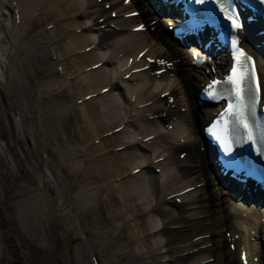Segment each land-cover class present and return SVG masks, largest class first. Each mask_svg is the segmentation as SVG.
<instances>
[{
  "label": "bare ground",
  "instance_id": "bare-ground-1",
  "mask_svg": "<svg viewBox=\"0 0 264 264\" xmlns=\"http://www.w3.org/2000/svg\"><path fill=\"white\" fill-rule=\"evenodd\" d=\"M110 1L111 6L107 10H100L97 6L99 5L98 3L92 2L91 6H85V3L91 2V0H48L47 3L43 4H41V0H14L13 4L11 3V0H0V96L7 109L14 111L18 107L24 110L25 113L28 112L29 106L27 105V102L30 101L31 97L29 85L33 82L31 75L44 72L47 70L46 68H48L36 62L38 56L40 57L41 53L44 52L43 49L45 42L43 40L48 39V36L51 39L50 41L55 40V44H49L48 51L50 47H56L55 54L57 57V59H54L49 55L50 59L46 60L48 61V66L54 64L56 69V64L61 62L62 58L66 64L64 66L61 62L63 67L62 71L64 70L65 72L61 71V73H59L57 71V74L62 76H57L56 80L58 81H56V83L62 78L66 80L68 76H71L70 71L77 73L75 80H73V77H69L71 84L70 88L75 91L83 92V94L95 91L101 86L108 84L111 80V71L112 66L114 65V62L111 61V57L120 51H124L125 54L135 53L136 50L144 44L148 36L158 34L153 42L154 44L149 48L151 54L167 53L169 55L175 54L177 56L180 53L181 57V48L177 43L167 38L159 21L155 22L154 30L145 32L121 31L122 27L124 29L126 26L134 24L135 19L121 18L119 17L120 14L115 17L117 23L121 26L120 29L116 31L113 27L102 33L101 40H105L108 35L109 38H111L109 45H95L86 51L77 52L82 46L91 43L95 37L97 39L99 33L90 34L94 29L93 15L96 13L97 17L98 15L105 13V11L109 12V9L112 7L117 8V0ZM38 5L39 8H36ZM124 8L127 9L129 6H124L121 9ZM37 9H40L43 11L41 13H44L43 17L40 15L41 19L48 17L45 16V13L46 15H53L55 17L62 15H65L66 17L62 20L60 19V21L57 19L50 28H41L42 36H46L47 38L43 39L37 37L38 39L36 40L35 45L31 47V53L35 54L32 58L33 65L28 69L25 60L21 59L16 51L17 47L15 46V43L20 40V37H16V35L19 33L18 31L21 26L26 27V21L30 22L29 25L31 26L33 23L38 22L36 16ZM80 10L81 12H79ZM16 11H18V24L14 22ZM71 13H75L76 16L69 18ZM82 18H84L83 21H80ZM76 26H82L80 31H74ZM25 31L27 33V29ZM35 36H37V33L32 35L34 38ZM245 41L246 40L243 39V42ZM97 60H102V62L94 68L87 70L83 69L84 66ZM179 68L183 71H178L176 75L171 77L158 79H150L147 73L140 72V80L132 84L129 88L119 89L116 92L113 91V88H110L101 94L83 99L81 105L76 106V109L81 110L83 112L82 115H84L83 119L80 120L82 125L78 127L76 132V136L81 138L83 133L89 134L91 131L95 132L98 126H103L108 130L128 117L130 110L132 109V107H130V102L128 101L130 91H134L136 97H141L139 101H143L153 97L155 93L162 89L168 87L173 90L176 89L179 86L174 82L176 79H178L179 84L183 83L185 88V96L182 103L187 106L188 113L181 115L179 119H174L173 125L165 130L164 133L160 132L162 126L158 118L146 119L144 116V111L154 109L156 106L161 107L162 104L160 103L159 98H157L152 103H149L144 107L139 106L135 109L136 122L134 125H128L120 130L106 134L107 138L101 139L103 148L106 149L108 146L110 148V150L105 152L108 153L103 159L92 164V158L88 159L83 158L82 156L84 147L78 149L71 143L68 144V154L72 156L70 157V160L73 158L71 161L73 168L70 169L72 171L74 170L75 173L77 172L76 175H79L84 171L82 167L84 162H91L93 166L98 167H100L103 162H106L112 166L116 173H118L115 176H119L136 165H142V168L138 172L122 177L120 183L111 184L94 181L91 187H86L84 190L78 189L77 187V194H75L78 196L80 195L79 193H82L83 195V197L81 195L82 199L80 196V198L78 197L80 202L82 200L78 206L80 215L86 214L85 212L91 209L94 210V207L100 205L107 218L106 221L108 224H111V227L103 230L91 229L97 237H95V239H97L99 243L101 242L100 244L104 243L106 245V243H108L106 240L113 237L114 234L117 235L114 236L116 239L117 237L120 238L119 242L115 240L114 237L113 239L110 238L112 241H117L118 244L114 245L113 242V249L110 247L112 251H110V255L108 254L109 256L107 255V258H109L106 259V263L108 264H113L115 261L114 258L117 256L118 259H121L119 264H220L223 262H226V264H236L237 262L235 260L236 255L228 250L226 244L221 240V235L223 234V229L227 227L234 228V225L237 222L235 220L234 209L239 208V202L233 203V197H231L229 191L212 176L211 164L207 155L188 153L180 159L177 155L173 154L174 150L177 148L175 136L178 133H183L187 140L192 139L193 141L198 134L196 124L198 120H203L204 118L202 111L197 109L196 106H190L194 103L189 91L193 77L190 74H185V71L187 72L189 68L185 65L183 58L179 62ZM6 72L8 73V76L4 77ZM15 73H18L19 75L17 76ZM63 75H65V77ZM43 92L46 93L47 90ZM43 92L41 93L42 95H44ZM16 94L21 101V104H18L17 107L15 106L16 102L13 98V96L16 98ZM25 100L27 102H25ZM69 106L72 107V104L70 103L67 105V103H65L63 108H59L60 112H63V110L65 111ZM206 109V107L202 108L204 114L207 111ZM56 117L57 116H55V119H57ZM11 118L16 126L15 116H11ZM76 118L77 116L75 119ZM35 119H39L36 113L35 115L32 114L30 120L31 122H34ZM151 122L156 124L154 130L150 128ZM39 124L40 123L37 124V128L32 135V141L34 142L33 148L35 150L38 149L37 154L40 159V147L46 146L47 142H45V140L47 139H44L45 136H42L43 132L40 131ZM131 127L134 130L136 129L134 131V136L135 133L140 132V130H151L149 132L145 131L142 135L155 132L156 134L152 138L153 141L145 143L143 147L136 144L130 145L129 142L135 140V138L132 140L130 138L128 139L129 134L133 132ZM65 137L67 139L66 135ZM77 139L78 138H75L76 141H79ZM119 144H123V146L116 150L112 149L113 146ZM96 148L97 147L95 146L92 150H96ZM141 149H145L149 153H142L145 151H141ZM150 154L152 155L150 156ZM160 154L167 155L164 159L159 160L156 163L162 165L160 172H155L150 169V167L145 166L150 157H155ZM194 156H200V161L193 160ZM170 164H173L174 166H171ZM64 165L66 168L67 165ZM97 170L98 169L93 167L91 172ZM159 175H164L163 182L158 181L157 178ZM72 176L76 178V176ZM96 176L98 177V175ZM198 176L206 177L207 184L203 188H196L183 193V202L179 206H175L172 201L162 203L163 200H161V196L158 198L162 185H166L168 188V190L163 193L164 195L181 188ZM50 177H52L51 171ZM97 177L94 178L97 179ZM45 179L48 181L47 177L42 174V180L44 181ZM19 180L17 170L9 162L6 151L0 143V202L4 212H6L10 230L15 235L18 245L24 254L25 260L32 257L36 260L39 259L43 264H46V260L52 256L49 252L51 251V246L46 243L45 245L42 243V245L41 242L35 240V231L32 228L33 222L30 221L31 215L29 213L34 210L39 211V207L43 210V208L49 206L46 198L47 191L45 189V191L43 190L44 186H34L26 181ZM82 180H84V178ZM102 191L105 192L103 193L105 195L113 194L114 199H112V196V198H110V196L104 198L103 195L100 194ZM155 196L156 199L154 198ZM113 201H116L120 205L117 210H114L112 207ZM185 204H188V207L185 208ZM180 211H182L181 214L187 212L186 219L179 214ZM51 212H53V207ZM45 214V216L48 215V213ZM155 214L162 216L161 225L156 224L155 222L151 223V218L156 216ZM255 214L259 217L264 213L256 209ZM119 215H122L125 220L128 216L134 215L132 218V220H134L132 223L127 224L124 221L117 223L115 222V219ZM74 219L75 218H73V221L71 222L73 229L76 228L75 231L78 232L82 230L84 231V229L79 226L81 218L77 216V219ZM147 223L153 224L154 226L152 225V227L149 228V224ZM176 224H181L182 227L176 228ZM122 229H125V231ZM151 229H153V232L150 234L149 230ZM67 232L68 231L64 229V233L62 234V238H64L63 240L66 242L70 238ZM205 232H208V235L192 240V236ZM171 233H174V237L171 236ZM160 234H162V236H160ZM172 243H177L178 246L176 248H171L170 244ZM200 243L206 244L197 250L176 257L173 261L160 262L159 260L162 256L168 257L178 251L191 248ZM262 243L263 241H260V244ZM93 245L90 243L89 246ZM106 247H109V245ZM106 247L104 250H107ZM156 248L166 249L165 253L167 254L164 253L160 255L158 253L160 249ZM128 255L130 257H128ZM124 256H127L129 261H125V259L123 260ZM209 256H211V260L200 261V259L203 260ZM132 258L135 263H131ZM186 261L189 262L187 263ZM117 262L118 260H116V263Z\"/></svg>",
  "mask_w": 264,
  "mask_h": 264
},
{
  "label": "rangeland",
  "instance_id": "rangeland-1",
  "mask_svg": "<svg viewBox=\"0 0 264 264\" xmlns=\"http://www.w3.org/2000/svg\"><path fill=\"white\" fill-rule=\"evenodd\" d=\"M47 1L48 0H41V4L47 3ZM36 8H39V5L36 6ZM41 12L43 11L37 9L36 12V16L38 19L37 23L35 22L31 26L29 25L30 22L26 21L25 22L26 27L21 26L18 31L19 33L16 35V37H20L19 38L20 40H18L15 43V46L17 47L16 51L18 53V56L21 59L25 60L26 62L25 64L26 66H28L27 67L28 69H30L31 66L33 65L32 58L33 56H35V54L31 53L32 52L31 47L35 45V42L38 38H43V39L47 38L46 36H42L41 28H43V25L47 23L49 20H53L54 23L57 20L55 19L57 17L53 15H46L45 13V16L48 17L44 18L46 19V21L45 22L43 21L44 22L43 24L42 20L44 19H41L40 15L43 17L44 13ZM83 19L84 18H82L80 21H83ZM26 29H27V33L25 31ZM36 33L37 36H35V38L32 37V35ZM50 40L51 39L49 36L48 39L43 40L45 42L43 49L44 52H42L41 56L40 57L38 56L36 60L38 64L48 67L46 68L47 70L41 73L40 72L37 74L35 73V75H31V79L33 81L29 85V90L31 91V97H30V101L28 100L29 102L25 100V102H27V105L29 106L28 112L25 113L24 110L17 107L18 104H21L20 98H18L17 94H16V98L15 96H13L16 102L15 106L17 107L14 111L7 109V107L4 106L0 96V143L2 144V146L6 151L7 157L9 158V162L17 170L20 179L19 181H26L30 185H34V186L37 185L44 186L43 190L45 189L47 191L46 198L49 206L43 208V210L42 208L39 207V211L34 210L29 213L31 215L30 221L33 222L32 228L35 231V240L41 242V244L43 243L45 245L46 243L47 245L51 246V251L49 252L51 253L52 256L48 260H46L45 263L46 264H91L89 261V252H95L100 264H108L106 263L107 261L106 259L109 258V257L107 258V255L108 254L110 255V251H112L114 245L118 244L120 238L117 237L116 239V237L114 236L117 235L114 234L113 237L118 242L110 240V238L113 239V237H110L107 240L111 242L106 240V242H108L106 243V245L104 243L100 244L101 242L99 243L98 240L95 239L96 236L91 229L103 230L105 228L111 227V224L110 223L108 224L106 218H104L105 216L101 212L100 205H99L100 206L99 209H98L99 206H97L94 207L95 208L94 210L91 209L87 211L88 213L85 212L86 214L80 215V212L78 211V206L82 202V200L81 202L79 200L82 193H79L80 195L77 196L76 190L77 187L78 189H83V190L86 187H91L94 181L98 183H111V184L120 183V181H122L121 179L122 177H119V179L115 181L114 180V178L116 177L115 175H117L118 173H116L115 170L112 168V166L106 162H103L100 167L92 165L94 162L103 159V157H105L108 153L105 152L110 150L109 146L105 149L101 144V139L107 138L106 135L102 134L107 128H104L103 126H98L95 132L91 131L89 132V134H85L82 131H80L81 133H83V136H81V138L76 136L78 127L82 125L80 120L83 119L84 115H82L83 112L81 110L76 109V106L81 105V102L75 104L73 101H75L77 97L82 96L83 92L75 91L70 88L71 84L69 77H67L66 80L62 78L60 79L61 82L59 81L56 83V81H58L56 80L57 76H62V75L57 74V71H55L54 64H50L48 66V61H46L50 59L49 54L47 53V47L49 46L50 43L55 44V40L54 41H50ZM56 45L58 48L57 42ZM62 64L64 66L66 65L64 60L62 61ZM70 73L72 74L74 72L70 71ZM7 74L8 73L6 72L4 74V77H7L8 76ZM15 74L17 76L19 75L18 73ZM63 76L65 77V75ZM74 77L73 80L76 79V75ZM64 82H65V87H64ZM45 90H47L46 93L43 92ZM42 92L44 93V95L41 94ZM65 103H67V105L71 103L72 107L69 106L65 111L63 110V112H60L59 108L60 107L63 108ZM35 113L37 117H39V119L38 120L35 119L34 122H31L30 119L32 117V114L35 115ZM1 115H2V119H1ZM11 116H15L16 126L14 125V121L12 120ZM55 116H57L56 117L57 119H55ZM76 116L77 118L75 119ZM38 123H40L39 124L40 128L43 127L42 136H45L44 139H47L45 140V142H47L46 146H42L40 147V149L43 148L48 153V160H49L48 162L52 173V177H51L52 179L51 180L48 179V181L46 179L44 181L42 180V174L38 168V160H39L37 154L38 149L35 150L33 148L34 142L32 141L33 138L32 135L34 134V131L37 128ZM154 126L155 123L151 124L150 128L154 130L155 128ZM145 131L149 132L151 130L148 131L142 130L141 132H145ZM65 135L67 136V139ZM131 136L132 133L129 134L128 139L130 138L132 140L135 138L134 136L133 137ZM94 137L99 138L98 142H94L92 140ZM75 138H78L77 140L79 141H76ZM70 143L78 149L84 147V151L82 155L83 158L93 159L92 164L91 162L90 163L84 162V165H82L84 171L79 175L78 174L76 175L77 172L75 173L74 170H73L74 172L71 170L73 168L71 165L72 164L71 161L73 160V158L72 160H70L71 159L70 157L72 156L68 154L69 151L68 144ZM95 146L97 147L96 150H92V148ZM142 153L147 154L149 152L145 151ZM64 164L67 165L66 168ZM171 166L174 165L172 164ZM68 167L69 169L70 168L71 169L69 170ZM93 167L98 169L97 171H94L96 173L91 172L93 170ZM71 171L73 174L71 173ZM72 175L76 176V178H74ZM96 175H98V177ZM94 177L95 178L97 177V179H95ZM83 178L84 180H82ZM103 193L105 192L104 191L100 192V194L105 195ZM109 196L110 198H112L113 194H108V197ZM159 197L160 195L158 196V198ZM154 198L156 199V196ZM112 199H114V197ZM51 206L53 207V212H51L52 210ZM119 206L120 205L116 201L112 202V207L114 210H117ZM1 207L2 204H0V264L1 263L43 264L39 259L36 260L35 258L32 257L31 258L29 257L28 260H25L21 248L17 245L18 242L16 244V241L13 237L14 234L13 235L11 234L13 232H10L11 230L7 220L6 212H4L3 207L2 208ZM44 212L48 213V215L45 216L46 214ZM181 212L182 211L179 212L180 215ZM77 216L81 218V220L79 219L80 220L79 226L82 227L85 231L84 240H87V244H85L83 240L82 243L81 238L77 234L78 231H75L76 228L73 229L72 227L71 222L73 221V218L77 219ZM161 218L162 216L157 214L156 216H153L151 218V223L155 222L156 224L161 225ZM183 218L186 219L187 216ZM133 220L132 219L125 220L122 215H119L115 219V222L121 223V221H124L127 224V223H132ZM152 225L153 224H149L148 227L150 228L152 227ZM64 229L68 231L67 233L70 236L67 242L63 240L64 238H62ZM122 230L125 231V229ZM160 236H162V234H160ZM90 243L94 245L89 246ZM95 243L99 248L96 247ZM108 245L109 247H106ZM105 247L107 248V250L106 249L104 250ZM110 247H112V249ZM156 249H160V248H156ZM117 257L114 258L115 261L113 262V264L120 263L121 259H118ZM128 257L130 256L128 255ZM124 259L125 261L127 260L129 261L127 256H124L123 260ZM102 260L104 263L102 262ZM116 260H118L117 263ZM131 263H135L133 258L131 259Z\"/></svg>",
  "mask_w": 264,
  "mask_h": 264
},
{
  "label": "snow or ice",
  "instance_id": "snow-or-ice-1",
  "mask_svg": "<svg viewBox=\"0 0 264 264\" xmlns=\"http://www.w3.org/2000/svg\"><path fill=\"white\" fill-rule=\"evenodd\" d=\"M127 2V0H126ZM197 2H203V0H197ZM232 21L234 27H238L237 21L228 17ZM142 27V26H141ZM233 48L235 49L234 57L237 64L243 68L251 61V57H248L243 49L237 47V41H232ZM193 56L196 53L193 52ZM163 63V61H161ZM226 83L230 87L223 90V94L226 96H234L235 103H229L226 110L221 114L220 120L217 121L216 126L210 129L216 136V138L224 145L225 151H231V145L228 141L227 130L228 120L227 117H234L235 123L242 126L246 130V139L253 140V129L248 123L249 116H254L255 105L260 92V86L255 79L254 67L246 71H237L236 67H233L232 73L226 78L225 81H212L208 88L211 90L210 95L215 96V85ZM243 258V257H242Z\"/></svg>",
  "mask_w": 264,
  "mask_h": 264
}]
</instances>
